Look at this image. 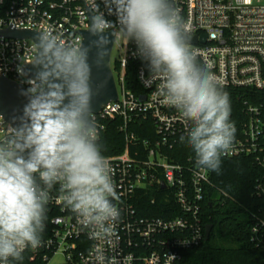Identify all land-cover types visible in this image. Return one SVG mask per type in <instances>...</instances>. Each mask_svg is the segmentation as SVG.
<instances>
[{
    "label": "built area",
    "instance_id": "built-area-1",
    "mask_svg": "<svg viewBox=\"0 0 264 264\" xmlns=\"http://www.w3.org/2000/svg\"><path fill=\"white\" fill-rule=\"evenodd\" d=\"M173 3L185 21L188 36L195 37L189 47L201 61L213 65L224 89L239 91L240 107L230 116L236 127L234 143L222 157L243 156L261 169L253 196L264 199V0ZM89 4L90 0H0V31L53 29L69 43L74 39L82 42V31L90 28ZM101 8L115 21L103 4ZM112 30L110 67L117 98L93 116L99 135L105 132L108 121L118 122L123 135L122 151L105 155L111 162L120 220L110 243L91 240L63 207L58 188L54 189L47 215L54 213L48 218L43 246L24 253L34 264H98L92 254L95 247L104 249V264H181L183 253L205 240L203 205L210 185L209 171L196 164L192 150L183 151L186 146L181 136H186L189 122L160 98L158 79L145 82L148 74L134 58L133 45L115 23ZM36 52L32 39L0 33V76L26 88L21 82V77L25 78L22 69ZM128 67H133L139 92L126 85ZM131 125H139L145 136L138 138L129 129ZM10 126L0 115V137ZM218 194V202L223 203L227 194L220 190ZM152 208L162 216L149 214ZM249 238L264 246L262 208L251 213ZM58 254L63 261L54 262Z\"/></svg>",
    "mask_w": 264,
    "mask_h": 264
},
{
    "label": "clouds",
    "instance_id": "clouds-1",
    "mask_svg": "<svg viewBox=\"0 0 264 264\" xmlns=\"http://www.w3.org/2000/svg\"><path fill=\"white\" fill-rule=\"evenodd\" d=\"M103 4L115 21L101 8ZM88 42L64 40L53 29L37 32V52L19 89L21 107L0 137V264H22L43 246L51 193L89 239L106 243L120 220L111 162L93 116L92 64L100 66L114 23L133 45L158 93L189 122L181 141L199 167L221 173L222 155L236 134L231 102L213 71L189 47L185 21L173 0H90ZM93 49L95 58L92 59ZM91 61V62H90ZM143 75V73H142ZM104 264V249L92 250Z\"/></svg>",
    "mask_w": 264,
    "mask_h": 264
},
{
    "label": "trees",
    "instance_id": "trees-1",
    "mask_svg": "<svg viewBox=\"0 0 264 264\" xmlns=\"http://www.w3.org/2000/svg\"><path fill=\"white\" fill-rule=\"evenodd\" d=\"M127 87L139 92L140 88L134 84L133 67L126 72ZM230 97L231 109H239L241 101L239 91L225 89ZM106 130L100 135V144L104 155L120 153L124 146L122 133L118 130V122H106ZM137 137L145 135L139 132V125L129 126ZM183 149L186 154L191 148L186 142ZM263 171L255 167L252 162L243 156L222 157L221 173L209 171L208 193L204 201L206 223H211L215 232L211 230L210 237L200 246L185 251L181 264H264V246L253 243L249 238L251 213L259 208L264 209V199L253 196L255 181ZM218 190L227 194L223 203L218 202ZM149 196L145 197L148 202ZM139 209V200H138ZM54 212L47 215L48 218ZM149 214L161 215V212L152 208ZM48 232L46 225L43 236ZM213 237V240L211 241ZM22 264H34L27 254H24Z\"/></svg>",
    "mask_w": 264,
    "mask_h": 264
},
{
    "label": "water",
    "instance_id": "water-1",
    "mask_svg": "<svg viewBox=\"0 0 264 264\" xmlns=\"http://www.w3.org/2000/svg\"><path fill=\"white\" fill-rule=\"evenodd\" d=\"M88 32L89 29L82 31V35H83L82 43L88 42ZM0 33L4 36H11L17 38H30L36 44L33 37L34 34L37 33V31L16 30V29L8 28L5 30H1ZM114 37H115V32L111 30L109 36V45L103 55V63L100 66H97L95 63L92 64L91 78H92V86L94 90L92 97L93 113H97L103 105L117 98L116 86L110 67V55H111L112 45L114 42ZM201 41H204V37L201 38ZM194 42H195V37H189V43H194ZM94 58H95V49H93V53H92V59L94 60ZM33 60L29 63H26L23 66L22 70L25 78H26L25 71L32 68ZM21 88H25V86L7 77L0 76V115L6 122L10 124L11 122L8 119V117L11 114L12 110L21 107L22 104L24 103V97L18 94L19 89ZM212 228L213 225L211 223L205 224V241L209 239Z\"/></svg>",
    "mask_w": 264,
    "mask_h": 264
},
{
    "label": "rangeland",
    "instance_id": "rangeland-1",
    "mask_svg": "<svg viewBox=\"0 0 264 264\" xmlns=\"http://www.w3.org/2000/svg\"><path fill=\"white\" fill-rule=\"evenodd\" d=\"M114 56H115V53H113V55H112V59L114 58ZM215 228H213V230H212V232L214 233L215 232ZM213 240V237H212V239H211V241ZM53 261L54 262H60V261H63V256L62 255H60V254H58V255H56L54 258H53Z\"/></svg>",
    "mask_w": 264,
    "mask_h": 264
}]
</instances>
